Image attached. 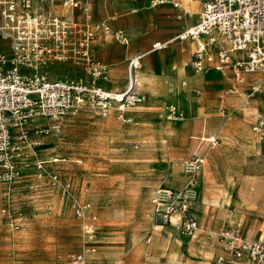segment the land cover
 Wrapping results in <instances>:
<instances>
[{"label":"rangeland","instance_id":"obj_1","mask_svg":"<svg viewBox=\"0 0 264 264\" xmlns=\"http://www.w3.org/2000/svg\"><path fill=\"white\" fill-rule=\"evenodd\" d=\"M77 1L79 6L75 9V13H85L89 8L88 5H91V9L89 8L91 19L89 25L79 24L73 20V26L76 28L75 51L79 56L86 51L88 34L86 35L84 28L90 26L89 33L94 35V39L89 42L90 58L80 60L79 64L58 63L52 75L55 78L79 75L84 76L90 85H105L109 68L103 64L97 65L98 40L104 35V39L108 42L105 47L107 54L115 55L120 59L121 53L115 39L118 30L109 25V31L104 28L97 30L96 25L103 23V20H99V10L105 4L110 6V15H121L137 5L146 7L151 0ZM66 2L68 0H54V8L59 20L65 18L57 10L59 7L65 8ZM222 45L224 42L220 40L216 47ZM239 57H241L240 53L233 54L234 59ZM93 63L96 65L91 67ZM94 67L103 70V74L98 78L94 76ZM123 71L121 69L117 73L123 74ZM248 79L243 90L239 88V93H244L248 102L231 115L233 122L248 130L245 136L241 134L242 129L239 127L235 141L237 149L243 146L249 150L246 157L248 160H228L222 163L217 159L216 153L212 154L211 158L208 153L222 144L223 135L220 145L212 146L211 149L200 138L198 155L205 156L206 162L201 169L200 199L193 212L199 220L202 218V226L208 231L219 234L227 228L235 229L242 225L245 233L249 232V236L257 234V238H261L260 236L264 234V192H259V186L264 184V140L261 134L256 133L252 128L257 124L255 119L257 115L261 114L264 120V74H249ZM256 82L262 84L263 92L252 95V86ZM182 85L181 83V88ZM193 89L194 87L190 86L184 87L186 93ZM181 90L176 88L172 91V96L163 103L161 111L153 114L154 119L149 124L150 137L147 142H143V136L137 129L138 118L136 120L131 118L130 123H124L119 119L117 112L112 111L111 116L105 118L99 109L90 106L84 107L79 114L66 118L61 131L52 130L50 135L42 137L34 132L33 137H40L42 142L36 148V154L24 150L22 158L17 159L20 172L18 178L11 185L0 184V227L8 228V225L16 224L19 219L29 220L40 215L84 220L76 215L73 206L86 201L91 204L86 218L97 217L99 220L102 215L111 218L128 216L130 221H127L123 227L116 225L115 228L114 226L102 228L98 239L106 245L105 251L101 252L97 249L94 251L90 248L92 257L85 258L84 264H118L114 262V249L119 242L116 241L113 233L120 231L128 234L123 242L125 254H128L131 230L145 226V223L151 228L161 227L159 230L162 238L173 244L179 235L173 233L170 228L160 226L154 220L150 199L160 187L181 188L186 180L181 171L184 163L198 156L192 154V157H187L179 163L172 155L179 151L178 149L185 148L188 141H192L189 138L190 132L181 127L184 123L190 125L192 115L188 113L186 121V116L183 120L170 117L172 106L179 111L186 107V97L182 96ZM129 112L128 117H130ZM41 121L35 123L34 127H38ZM54 158H59L60 161L48 163L49 169L60 176L63 185L71 184V194L64 200L61 197L60 186H54L48 179L39 180L37 176L36 160L51 161ZM178 179L182 180L179 184ZM246 182V191L255 195L253 199L245 198L243 186ZM39 184L43 187L36 188L35 186ZM86 189L89 193L85 192ZM207 195L208 198L212 195L219 196L220 202L208 203ZM32 228L41 232L39 226ZM59 228L55 232H43L52 233L57 245L63 247H57L56 253H35V258H31L33 256L31 255L26 259L28 264H72L77 260L76 257L88 253L83 247V231L80 226H74L73 230L61 226ZM71 232L75 237H68V233ZM148 237L147 234L143 236L146 245H150L146 242ZM152 244L153 240L151 247ZM66 247L68 248L65 249Z\"/></svg>","mask_w":264,"mask_h":264},{"label":"built area","instance_id":"obj_2","mask_svg":"<svg viewBox=\"0 0 264 264\" xmlns=\"http://www.w3.org/2000/svg\"><path fill=\"white\" fill-rule=\"evenodd\" d=\"M162 1L173 2L179 7L174 0ZM201 4L197 24L178 36L180 40L206 37L205 42L198 41L192 62L195 71L206 74L211 69L222 71L232 66L237 76L264 74V0H202ZM78 6L77 0H68L64 5L71 11ZM73 25L72 19L57 18L54 0H0V184L11 185L18 178L17 159L22 158L24 150L36 154V148L42 144L40 137L50 135L52 130L61 131L63 121L79 114L84 107L99 109L105 118L115 110L122 122L130 123L132 119L127 116L128 111L143 101L136 93L134 73L139 58L129 62L128 84L121 92L90 85L84 76L53 77L52 71L58 63L79 64L80 60L90 58L89 42L94 39L89 33L90 26L84 28L88 44L86 51L79 56L75 51L76 28ZM96 28L110 30L103 23ZM219 38L225 39L229 47L220 49L218 62L213 68H207L204 60L213 62V57L207 55V48L216 46ZM115 39L119 44H129L123 30L115 33ZM166 46L167 43L158 42L153 48L161 50ZM235 53H240L241 57L234 59ZM95 65L93 63L91 67ZM93 71L95 78L103 74V70L95 67ZM262 87L258 83L253 85L252 95L262 93ZM170 113L175 120L185 118V113L174 106ZM40 121L42 123L34 127ZM253 130L264 140L262 116ZM34 132L40 137L34 138ZM203 141L210 147L219 144L217 136ZM59 161V158L51 161L37 159L35 166L38 179H48L54 186H60L64 200L71 194V184L63 185L60 176L48 166V163ZM204 164L203 155L187 161L184 164V185L178 189L160 187L152 198L154 220L187 239L202 231L193 208L200 199V176ZM35 187L42 188L43 185ZM73 207L78 217L86 218L91 205L85 201ZM243 229L240 225L217 234L223 244V253L216 260L218 264H264V239L248 238ZM76 261L84 263L82 257H77Z\"/></svg>","mask_w":264,"mask_h":264},{"label":"crops","instance_id":"obj_3","mask_svg":"<svg viewBox=\"0 0 264 264\" xmlns=\"http://www.w3.org/2000/svg\"><path fill=\"white\" fill-rule=\"evenodd\" d=\"M174 2L179 3L178 8L172 4L173 2L151 0L148 6L141 7L137 5L129 12L121 15H110V6L104 4L101 7L99 20H103V24H107L115 30L125 31L129 38V44H117L121 53V57L118 59L115 55L107 54L105 47L108 42L104 39V35L98 40L99 62L109 68L105 85L99 84V86L110 91H123L129 80V62L134 58H139V66L134 73L136 83L137 76L140 74V84H138V87L136 84V93L143 98V101L137 104L134 109L129 110V115L130 118L135 120L138 118L137 125L139 126L137 129L140 130V135L143 136V142L149 140V124L154 119L153 114L161 111L163 103L172 96L171 92L178 88L182 89V96L186 97V107L182 109L186 116L185 121L188 119V113L192 115L193 119L192 124L190 123L189 126L185 123L181 124L182 129L190 132L189 138L192 141H188L185 148H180L179 151L172 153L176 160L180 163L192 154L198 155V140L200 138L204 140L210 136H217L221 143V135H223L222 144H219L218 148L212 149L208 153L211 158L212 154L216 153L217 159L222 163L228 160L246 161L248 160L246 157L249 150L243 146L237 149L238 146L235 143L236 132L241 126L233 122L231 115L236 109H242L248 102L245 94L239 93V88L243 90L246 80L249 81V74L237 76L236 70L232 66H227L222 71L211 69L206 74L197 73L192 62L198 47V41L205 42L206 37L199 40H180L178 36L183 30L197 24L202 8V0H174ZM88 6L91 9V5ZM89 8L82 14H76L75 10H65L63 7H59L57 11L65 19H72L79 24L89 25L91 19ZM220 40L224 42V46L207 48V55L213 57V62H209L207 59L204 60L207 68H213V65L218 62L220 49L229 47L225 39L220 38ZM158 42L167 43L166 48L155 50L153 47ZM121 69L124 70L123 74H118L117 71ZM181 83L183 84L182 88ZM187 86L194 87V89L186 93L184 87ZM260 116L262 115H257L255 119L258 120ZM241 129V134L246 136L248 130L244 127H241ZM254 135L256 134L254 133ZM204 144L210 148L209 144ZM181 171H183L184 177V168ZM181 181V179H178L177 183L179 184ZM244 186L247 189V182ZM263 186L264 184L259 186L260 192H264ZM246 189V193H244L246 199H251ZM85 192L89 193V190L86 189ZM153 196L150 199L152 214ZM206 198L208 203L220 202L217 195H212L209 198L207 195ZM127 217L111 218L102 215L99 220L97 217L78 220L40 215L29 220L19 219L16 224L8 225V228L0 227V264H28L26 259L31 255H33L31 258H35V253H56L57 247L61 248L63 246L57 245L52 233L43 231L55 232L59 226L68 230H73L74 226H80L83 231V247L88 253L78 257H82L85 263V258L91 259L92 257L90 248H93L94 251L95 249L101 252L105 251L106 245L98 239L102 228L106 226H114L115 228L116 225L123 227L127 221H130ZM200 222L202 231L191 239L184 238L178 232L172 230L173 233L179 235L173 244L162 238L161 230H159L161 227L159 228V226L151 228L149 224L145 223V226L133 228L129 234L130 247L128 254H125V247H123L125 245L123 242H125L128 234L115 231L113 234L119 244L114 249V262L118 264H218L216 260L223 253V244L214 231H208L202 226V218ZM14 226L18 227L15 228ZM32 226H39L41 232H37V229H33ZM262 230L263 228H261ZM144 234L151 238L149 242L146 241L150 245L145 244ZM246 234L248 238H257V234L254 236H249V232ZM68 237L73 238L75 235L71 232L68 233ZM260 237L264 239V234Z\"/></svg>","mask_w":264,"mask_h":264},{"label":"bare ground","instance_id":"obj_4","mask_svg":"<svg viewBox=\"0 0 264 264\" xmlns=\"http://www.w3.org/2000/svg\"><path fill=\"white\" fill-rule=\"evenodd\" d=\"M65 9V8H64ZM66 10V9H65ZM189 20V19H188ZM65 24V23H64ZM191 45V44H190ZM224 46V45H223ZM184 52H185V50H184ZM214 52V51H213ZM239 54V53H238ZM138 63V62H137ZM138 66H139V63H138ZM157 74V73H156ZM152 76V75H151ZM138 77V79H137V87H138V84H140V79H139V77H140V74H139V76H137ZM142 77V76H141ZM206 77V76H205ZM257 83V82H256ZM239 88V87H238ZM264 88V87H263ZM241 90V89H240ZM236 91H238V90H236ZM233 92V91H232ZM241 94V93H240ZM249 97V96H248ZM238 98V97H237ZM247 98V97H246ZM245 101H246V99H245ZM247 102V101H246ZM250 102V101H249ZM250 104V103H249ZM241 105V104H240ZM239 105V106H240ZM256 105V104H255ZM251 106V105H250ZM245 115V114H244ZM108 124H110L109 122H108ZM173 126V125H172ZM179 128V127H178ZM224 128V127H223ZM221 132V131H220ZM222 136V135H221ZM167 147V146H166ZM206 155V154H205ZM191 157H192V155H191ZM263 188H264V186H263ZM245 186H244V193H246L245 192ZM260 189V188H259ZM264 190V189H263ZM261 190H259V192H260ZM261 193V192H260ZM153 196V195H152ZM151 196V197H152ZM250 197H251V199H253L254 197H255V195L254 194H250ZM245 198H247L246 196H245ZM73 264H79L77 261H75Z\"/></svg>","mask_w":264,"mask_h":264}]
</instances>
